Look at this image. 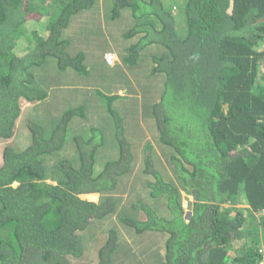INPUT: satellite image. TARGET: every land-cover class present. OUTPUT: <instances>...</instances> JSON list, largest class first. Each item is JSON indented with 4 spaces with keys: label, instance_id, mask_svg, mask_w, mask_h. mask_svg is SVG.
<instances>
[{
    "label": "trees",
    "instance_id": "1",
    "mask_svg": "<svg viewBox=\"0 0 264 264\" xmlns=\"http://www.w3.org/2000/svg\"><path fill=\"white\" fill-rule=\"evenodd\" d=\"M40 1L0 0V264H258L264 0H187L184 36L167 7L174 0H113V17L128 8L135 20L124 34L135 43H123L129 55L120 56L119 66H137L144 49L157 50L150 60L163 84L153 105L158 142L154 147L144 136L132 151L118 141V157L104 160L107 135L92 126L89 138L71 139L76 160L60 158L52 166L46 160L61 156L70 122L88 120L89 106L64 108L56 123L43 125L37 110L65 84L55 83L49 70L88 73L83 52L72 55L64 34L84 27L79 13L112 0H58L44 9ZM60 97L75 101L73 94ZM101 97L120 126L113 108L120 96ZM25 110L33 114L24 120ZM21 122L30 141L20 149ZM50 171L55 183L47 181ZM137 189L142 193L133 197ZM183 192L193 197L188 213ZM97 195L98 201L87 199ZM155 232L158 242L166 237L165 252L135 255L131 244L143 245L149 239L143 234Z\"/></svg>",
    "mask_w": 264,
    "mask_h": 264
},
{
    "label": "rangeland",
    "instance_id": "2",
    "mask_svg": "<svg viewBox=\"0 0 264 264\" xmlns=\"http://www.w3.org/2000/svg\"><path fill=\"white\" fill-rule=\"evenodd\" d=\"M57 1L58 0H41L37 5H39L41 9H44L51 4H56ZM174 1L175 3H173V6L167 1V7L177 19L178 33L180 36H184L186 33L184 9L187 0ZM111 2L112 3L105 1L104 5H100V3L98 5L96 4L91 9L79 13L76 17L77 19L85 21L79 22L84 27L79 28L77 26H70L64 34L66 38L70 37L71 45L68 49L72 55L76 54L78 51L83 52L86 58L84 63L88 68V73H79L72 68L67 69L63 73L60 72L59 74H56L53 69L49 70L50 74L57 78H53L55 83L65 81V84L61 88L56 89L54 87V90L50 93V98L37 110L43 125L52 126L56 123L61 118V111L64 108L69 110L70 108L76 109L80 106L84 107L88 105L89 107H87V109L89 111L87 116L88 120H86V118L81 119L79 116H75L72 119L69 124V142H67L65 148L60 152L59 155L61 156L51 157L46 160V165L48 164V166L54 165L60 158L75 161L77 150L75 143L71 139L73 136L82 135L81 133L84 134L83 136L85 138H89L93 135L91 131L92 126L100 128L107 135L104 141H107L106 146L109 148V151L106 155H103L104 160L118 157V146L120 141L128 142L131 145L132 151L133 148L136 149V147H139L138 144L140 140H144V136L150 138L149 141L154 147L156 141L158 142L159 135L153 113V105L161 96L160 92L163 88V84L161 76L152 74V64L150 60V55L157 51L156 48L149 46L144 49L140 55L137 66L126 64L122 67L117 64L114 67H110L105 64L104 57L102 58L104 63H101L102 55L109 50H115L112 53L115 52L121 57L125 55L128 56L129 54L125 51L123 43H126L128 46L135 43L124 36L125 32L133 28L135 24L131 11L128 8H123L119 11L120 14L118 16L113 17L114 2L113 0ZM101 9L103 11H101ZM37 17L38 15L35 16V18ZM100 17H102L101 20ZM26 45L27 41L23 39L17 48L19 51H24ZM53 61L56 63L57 60L53 59ZM44 84L45 83L41 80L40 85L44 86ZM61 93L73 94L75 96V101H72L73 103L67 102L64 98L60 97ZM101 94L120 96L113 103L115 112L122 118L120 120V126L105 108L106 103L104 98L101 97ZM88 95L90 96L89 98ZM91 99L94 100V103L90 101ZM98 106H100V108L97 109ZM27 111L28 110L24 111V120L25 117H29L33 114ZM22 126L23 123L21 122L17 137L15 138L16 142H21L23 139L22 146H19L20 149L28 146V144H24L26 139L30 141V137H27V131L25 132ZM113 133L116 137L113 136ZM95 134L97 136L96 140L99 141L102 137L101 131L96 130ZM20 136H22V138ZM104 163L105 162H102V164ZM98 164L100 165L101 163ZM48 175L50 177L47 179L48 183H55L51 171L48 172ZM128 176L130 177V175ZM136 176L137 175H133L132 179ZM142 181H144L143 176H137V182ZM132 193H134V197L142 192L137 189L133 190ZM183 195V205L188 213L191 211L190 201H193V197L184 192ZM90 198L98 200L97 196ZM238 207H245V205L242 204ZM129 214L131 215V212H129ZM128 230L130 231V229ZM148 233L143 234L149 237V239L146 240H144V237L141 235L137 236L138 238L141 237V240H144L145 243L143 245H139V241H137V244L132 243L133 239L131 240L130 243H132L131 245L135 255L138 256L141 253H150L152 248H156L157 252H165V245L163 246V244L165 243L166 237H163L162 242L160 240V242H158L159 238H157V235L161 233L155 232V234H151V236H148ZM154 239L157 241L156 243L153 242L155 241ZM133 241H135V238ZM152 256L157 258V255ZM147 257H151V255L145 256L146 261Z\"/></svg>",
    "mask_w": 264,
    "mask_h": 264
},
{
    "label": "built area",
    "instance_id": "3",
    "mask_svg": "<svg viewBox=\"0 0 264 264\" xmlns=\"http://www.w3.org/2000/svg\"><path fill=\"white\" fill-rule=\"evenodd\" d=\"M105 60L108 65L114 66L116 64L117 58L114 53H106ZM258 264H264V249L260 250V261Z\"/></svg>",
    "mask_w": 264,
    "mask_h": 264
},
{
    "label": "crops",
    "instance_id": "4",
    "mask_svg": "<svg viewBox=\"0 0 264 264\" xmlns=\"http://www.w3.org/2000/svg\"><path fill=\"white\" fill-rule=\"evenodd\" d=\"M109 52H113V51H108L107 53H109ZM105 54H106V52L104 53V55H102V57H101V61L103 60L102 58L104 57V62H105V64H107L106 63V60H105ZM114 54H115V56H116V58H117V61H116V64L114 65V66H116L117 64L118 65H121L122 64V61H121V57H120V55H117L115 52H114ZM103 61H102V63H104ZM108 65V64H107ZM108 66H110V67H114V66H111V65H108ZM90 197H93V196H90ZM88 198L89 200H93V201H98L99 200V196L97 195V198H98V200H96V199H92V198Z\"/></svg>",
    "mask_w": 264,
    "mask_h": 264
}]
</instances>
